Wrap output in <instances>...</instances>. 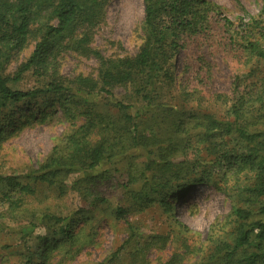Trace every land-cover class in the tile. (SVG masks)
<instances>
[{
    "label": "trees",
    "instance_id": "1",
    "mask_svg": "<svg viewBox=\"0 0 264 264\" xmlns=\"http://www.w3.org/2000/svg\"><path fill=\"white\" fill-rule=\"evenodd\" d=\"M143 1V42L137 52L105 58L89 49L88 43L93 27L104 17L107 0H0V140L6 127L15 129L22 123L12 117L14 107L58 95L63 99L61 118L70 127L62 137L67 138L66 146L55 144L39 168L26 171L24 177L34 184L64 186L68 174L76 173L78 179L72 185L78 184L74 186L86 206H93L107 199L92 186L114 169V174L122 171L124 181L118 180L117 185H122L126 198L115 207L117 217L133 205L142 210L154 203L172 213L175 199L189 186L211 184L230 201L226 220L232 228L230 239L220 240L201 264H264V71L256 78H249L250 70L235 74L228 91L215 89L208 53L200 52L193 75L176 81L171 67L176 50L184 48L185 38L205 33L210 15L219 17L220 11L205 0ZM199 2L204 9L197 7ZM221 19L228 37L212 39L216 48L228 47L244 65L264 57L260 20L254 16L245 23ZM211 31L203 34L204 39ZM66 39H78L83 53L89 49L97 62L95 74L57 77L49 57ZM30 43L33 49L18 65L16 75L4 74L10 50L19 52ZM28 71L40 78V86L11 87V81ZM118 87L123 93L116 97ZM109 106L116 108L117 115L109 113ZM118 164L122 165L119 170ZM100 169L106 173H99ZM10 177L0 174V181ZM17 186L18 198L10 193L0 198L7 202L4 209L10 217L23 204V195L34 191L29 183ZM58 190L62 194L68 188ZM44 216L65 221L60 230L71 238L69 217ZM128 228L133 235L135 227L128 223ZM139 253L131 257V264H145ZM23 264H31L29 256Z\"/></svg>",
    "mask_w": 264,
    "mask_h": 264
},
{
    "label": "rangeland",
    "instance_id": "2",
    "mask_svg": "<svg viewBox=\"0 0 264 264\" xmlns=\"http://www.w3.org/2000/svg\"><path fill=\"white\" fill-rule=\"evenodd\" d=\"M205 1L220 11V19L218 15H210L208 30L203 33L212 30L208 39H204L203 34L189 36L185 38L184 48L176 50L171 62L175 80L193 75L200 52L208 53L206 59L211 69L210 77H214L212 83L215 89L228 91L229 79L235 74L244 75L248 70L251 71L249 78L260 76L264 71V57L244 65L240 58H234L236 52L228 51V47L221 51L211 40L228 37L221 25V17L224 16L236 23H245L250 16H254L263 25L264 0ZM197 7L204 9L201 2ZM104 12L102 21L91 29L93 33L88 48L100 52L105 58L134 55L143 42L144 1L107 0ZM77 40H61L54 57H49L57 77L96 73V60L88 54L89 49L85 53L80 50ZM32 49V43L19 52L11 49L4 74L14 77L18 65L29 57ZM40 82L33 71H28L22 73L18 80L11 81L10 85L15 89L28 90L40 86ZM122 93L120 87L114 90L116 97ZM38 100V104L30 103V106L20 103L10 111L12 117L22 123L15 129L13 126L6 127L0 140V174L3 177L11 175L0 181V198L6 193L18 198L20 194L16 191L20 182L29 183L34 188L32 193L23 195V204L14 210L11 217L4 209L7 202L0 201V264H23L28 256L31 264H97L103 261L108 264H131V257L137 251L141 252L137 257L142 256L145 264H201L220 240L230 239L232 222L226 220L230 201L223 191L211 184L201 182L189 186L182 196L175 199L172 213L154 203L142 210L133 205L127 208L123 217H117L114 215L115 207L126 198L122 185H117L118 180L124 181L122 171L114 174V169L92 186L107 199L93 206H86L75 188L78 184L72 185L78 179L76 173L68 174L64 186L59 182L53 186L34 184L28 180L24 177L26 171L39 168L55 144L65 148L67 138L62 137L70 130L59 110L63 99L51 94ZM108 111L117 115L113 106H109ZM31 114L36 118L32 119ZM42 115L43 120L38 121L37 118ZM26 117L30 119L27 124ZM98 138L96 136L94 141ZM120 167L122 165L118 164L116 169ZM99 173H106L105 169H100ZM91 184L85 181V185ZM58 187L68 188V192L61 194ZM3 213L7 217H2ZM46 213L63 220L69 217L71 238L60 230L65 221L56 222L44 216ZM41 218L44 219L40 221ZM128 223L135 227L133 235H130ZM146 242L149 243L147 246L144 245ZM30 251L32 253L28 254Z\"/></svg>",
    "mask_w": 264,
    "mask_h": 264
}]
</instances>
